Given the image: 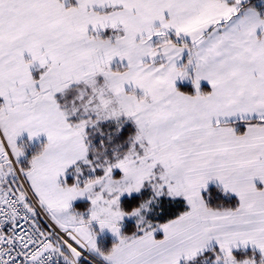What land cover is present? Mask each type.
Listing matches in <instances>:
<instances>
[{
	"label": "snow or ice",
	"instance_id": "6c2138e0",
	"mask_svg": "<svg viewBox=\"0 0 264 264\" xmlns=\"http://www.w3.org/2000/svg\"><path fill=\"white\" fill-rule=\"evenodd\" d=\"M0 264H264V0H0Z\"/></svg>",
	"mask_w": 264,
	"mask_h": 264
}]
</instances>
